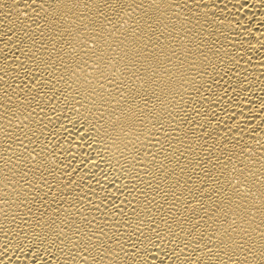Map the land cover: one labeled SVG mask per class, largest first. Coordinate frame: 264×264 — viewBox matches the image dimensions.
<instances>
[{"label":"bare ground","instance_id":"6f19581e","mask_svg":"<svg viewBox=\"0 0 264 264\" xmlns=\"http://www.w3.org/2000/svg\"><path fill=\"white\" fill-rule=\"evenodd\" d=\"M0 264H264V0H0Z\"/></svg>","mask_w":264,"mask_h":264}]
</instances>
